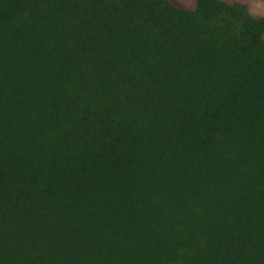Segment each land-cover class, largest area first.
Listing matches in <instances>:
<instances>
[{
	"label": "trees",
	"instance_id": "16d2710c",
	"mask_svg": "<svg viewBox=\"0 0 264 264\" xmlns=\"http://www.w3.org/2000/svg\"><path fill=\"white\" fill-rule=\"evenodd\" d=\"M0 264H264V18L0 0Z\"/></svg>",
	"mask_w": 264,
	"mask_h": 264
},
{
	"label": "rangeland",
	"instance_id": "374dc122",
	"mask_svg": "<svg viewBox=\"0 0 264 264\" xmlns=\"http://www.w3.org/2000/svg\"><path fill=\"white\" fill-rule=\"evenodd\" d=\"M174 5L185 9H195L197 0H169ZM228 4L241 3L244 4L249 13L255 18H264V0H221Z\"/></svg>",
	"mask_w": 264,
	"mask_h": 264
},
{
	"label": "crops",
	"instance_id": "0c3cea01",
	"mask_svg": "<svg viewBox=\"0 0 264 264\" xmlns=\"http://www.w3.org/2000/svg\"><path fill=\"white\" fill-rule=\"evenodd\" d=\"M261 17L263 16L264 17V15H260Z\"/></svg>",
	"mask_w": 264,
	"mask_h": 264
}]
</instances>
